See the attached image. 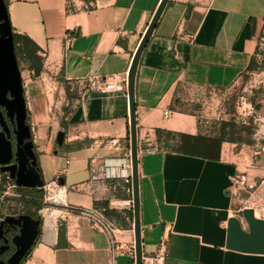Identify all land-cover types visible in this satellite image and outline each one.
<instances>
[{"label":"crops","instance_id":"crops-1","mask_svg":"<svg viewBox=\"0 0 264 264\" xmlns=\"http://www.w3.org/2000/svg\"><path fill=\"white\" fill-rule=\"evenodd\" d=\"M90 1L7 3L14 33L42 48V74L79 94L65 121L63 147L37 152L39 162L45 157L54 166L47 181L40 162L44 179L65 170L67 202L80 209L109 200L119 210L114 221L123 248L113 261L108 234L80 213L61 218L53 238L39 216L42 233L22 264H136L133 194L125 182L132 176L128 77L161 0ZM263 31L264 0H169L162 13L135 84L143 256L165 240L162 264H264V218L252 207L238 211L230 192L239 173L255 188L264 178V144L258 142L264 140V107L254 142L224 141L216 159L178 152L158 138L159 129L215 134L196 111L178 106L180 92L234 86L251 72ZM116 76L124 86L117 92L93 89L88 81ZM155 144L163 148L148 152Z\"/></svg>","mask_w":264,"mask_h":264},{"label":"water","instance_id":"water-1","mask_svg":"<svg viewBox=\"0 0 264 264\" xmlns=\"http://www.w3.org/2000/svg\"><path fill=\"white\" fill-rule=\"evenodd\" d=\"M169 0H161L134 55L128 77L130 99V142L132 159V186L134 229L136 238V264H143L142 230L140 216V176L138 158L137 104L135 98L136 75L143 51L147 47ZM9 122L13 124L11 129ZM14 136L15 143L12 139ZM66 132L59 131L57 144L63 147ZM58 150L55 151L57 153ZM0 169L9 174L17 187L40 188L46 183L40 167L39 156L28 122V103L23 77L15 46V35L10 19L7 0H0ZM64 178L61 183L64 184ZM9 224L19 233L12 237L15 252L0 264H22L42 233V221L32 215L7 216L0 222V238L8 232ZM45 224V222H44ZM8 246H0V255Z\"/></svg>","mask_w":264,"mask_h":264},{"label":"rangeland","instance_id":"rangeland-1","mask_svg":"<svg viewBox=\"0 0 264 264\" xmlns=\"http://www.w3.org/2000/svg\"><path fill=\"white\" fill-rule=\"evenodd\" d=\"M261 36H264V32ZM17 56L28 103V122L32 127L36 148H39L37 152L51 154L62 148L57 144V134L59 131H68L65 121L79 94L75 90L68 91L50 74L34 76L28 63L18 54ZM256 65V70L245 73L234 86L227 89L184 88L177 100L180 102L178 106L182 110L196 111L198 119L206 123L212 131L221 121H235L247 125L251 133H248V129L241 132L239 135L243 138L242 142L254 141L255 134H261V123L263 124L260 113L264 107V47L258 52ZM258 142L264 144V140ZM40 162L48 181L54 173V166L45 157ZM12 182L0 188V222L5 217L12 216L15 211H21L22 206L17 201L20 194ZM43 191L41 208L47 195V191ZM255 198L264 199V178L256 186ZM39 211L37 216H40Z\"/></svg>","mask_w":264,"mask_h":264},{"label":"built area","instance_id":"built-area-1","mask_svg":"<svg viewBox=\"0 0 264 264\" xmlns=\"http://www.w3.org/2000/svg\"><path fill=\"white\" fill-rule=\"evenodd\" d=\"M98 0H91L90 4H96ZM260 48L264 47V36H260ZM91 88L100 89L104 92H117L124 89L122 82L118 79V76L112 79H106L105 81H100L97 77L88 78ZM171 112L166 111L165 116L170 117ZM159 145H152L147 149L148 152H156L159 150ZM129 167L131 163L129 162ZM64 171H61L55 179L46 182L44 185V190L47 191V195L44 198V205L40 209L39 213L43 221L46 223L47 213H56L55 224L57 225L58 221L61 218H65L71 213H80L86 216L94 229L99 231H104L108 234L111 247L110 254L113 261L117 258L118 254L123 248L122 243L117 240L116 233L120 231V227L110 218L106 213L104 208L94 207L93 209H80L74 206H71L66 199L67 196V187L65 184L61 183L63 178ZM125 182L129 184L126 188L127 192L131 195L133 194L132 186V176H127ZM14 187H17L16 184H13ZM59 191L61 194H64V197L56 196L55 192ZM230 192L236 198L238 202V211L243 210L246 207H252L256 215L260 218H264V199L263 198H254L253 195L256 193L255 185H252L248 181L247 174L242 172L232 178V186ZM248 194V195H245ZM133 202V200H132ZM111 207L116 208L113 204ZM133 207V205L131 206ZM117 209V208H116ZM166 245L167 241L162 240L159 243L157 251L154 253L143 256V264H162L166 259ZM131 253H134L133 250H129Z\"/></svg>","mask_w":264,"mask_h":264},{"label":"trees","instance_id":"trees-1","mask_svg":"<svg viewBox=\"0 0 264 264\" xmlns=\"http://www.w3.org/2000/svg\"><path fill=\"white\" fill-rule=\"evenodd\" d=\"M264 32V31H263ZM15 46L19 57L28 63L29 69L34 76H39L44 71V55L42 54V48L33 40L29 35L14 33ZM259 52V51H258ZM257 69L256 60H252L248 71H254ZM70 91V87L67 88ZM248 129L249 126L236 123L235 121H221L217 127L214 128L215 134L209 135H191L182 132H173L170 130H158V138L160 143H163L165 147L173 148L178 152L202 155L208 158H218L221 144L224 141L238 142L252 144L254 141L242 142L243 138L239 135L241 132ZM162 149L163 145L159 144ZM9 174L1 171L0 169V188H4L7 183L12 182ZM14 184V181L12 182ZM20 198L17 201L20 202L21 211H15L12 216H20L29 214L35 218L37 212L41 208L44 191L40 188H23L17 187L16 189ZM1 203V201H0ZM97 208H104L105 213L112 219L118 214V209L111 207L110 201H97L95 204ZM115 220V219H114ZM61 234V229H60ZM61 238V237H60Z\"/></svg>","mask_w":264,"mask_h":264},{"label":"flooded vegetation","instance_id":"flooded-vegetation-1","mask_svg":"<svg viewBox=\"0 0 264 264\" xmlns=\"http://www.w3.org/2000/svg\"><path fill=\"white\" fill-rule=\"evenodd\" d=\"M9 126L12 129L13 128V124L11 122H9ZM14 143H15V138L14 136L12 137ZM38 219V218H37ZM4 229L6 231H8L5 234V237H7L9 239L8 242H5V238H0V246H8V248L4 251L3 254L0 255V257L4 260L7 261L9 259V257L15 252L16 250V246L14 245V243L12 242V237L16 234L19 233L18 230H14L9 224H5Z\"/></svg>","mask_w":264,"mask_h":264},{"label":"bare ground","instance_id":"bare-ground-1","mask_svg":"<svg viewBox=\"0 0 264 264\" xmlns=\"http://www.w3.org/2000/svg\"><path fill=\"white\" fill-rule=\"evenodd\" d=\"M56 196H60L61 198L64 197V194H61L59 191L55 192ZM55 219H56V213H47L46 215V225H47V235L50 238L55 237L56 233V224H55Z\"/></svg>","mask_w":264,"mask_h":264}]
</instances>
